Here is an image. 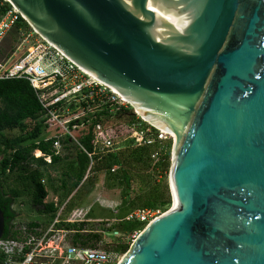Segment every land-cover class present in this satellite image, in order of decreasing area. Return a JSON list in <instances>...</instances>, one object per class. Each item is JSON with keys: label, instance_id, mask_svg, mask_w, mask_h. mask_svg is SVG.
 Here are the masks:
<instances>
[{"label": "water", "instance_id": "water-1", "mask_svg": "<svg viewBox=\"0 0 264 264\" xmlns=\"http://www.w3.org/2000/svg\"><path fill=\"white\" fill-rule=\"evenodd\" d=\"M8 1L173 137L176 208L118 264H264V0Z\"/></svg>", "mask_w": 264, "mask_h": 264}, {"label": "built area", "instance_id": "built-area-1", "mask_svg": "<svg viewBox=\"0 0 264 264\" xmlns=\"http://www.w3.org/2000/svg\"><path fill=\"white\" fill-rule=\"evenodd\" d=\"M20 19L23 18L8 0H0V56L4 40ZM18 35V43L6 58L0 60V80L23 79L30 83L41 106L43 140H54L52 151L56 156L61 157L70 149L85 154L89 159L85 180L91 175L90 168L96 156L118 150L121 137L118 135L119 112L131 106L114 89L93 79L31 28L30 32L19 30ZM135 115L137 121L129 122L124 141L132 142L136 147L157 145L151 155L152 164L156 166L166 153L165 143L171 141L173 145V137L145 122L137 112ZM85 138L90 140L91 151L83 145ZM37 152L35 157H43L41 152V156H37ZM44 160L50 163L51 158ZM154 171L158 175L162 173L156 167ZM13 209L18 215L10 229L16 237L0 240L2 264H118L125 255L105 248L102 241L104 234L117 240L124 239L113 228L117 223L115 220H87L85 210H74L62 220L63 207L52 220L34 210L23 217L22 202L15 204ZM154 219L156 217L149 210L137 209L124 220L147 225ZM61 223H86V226L75 231L58 227ZM95 223L101 228L97 229ZM77 233H95L100 235V240L93 247L73 244L72 238ZM138 235L134 232L131 237L135 240Z\"/></svg>", "mask_w": 264, "mask_h": 264}, {"label": "trees", "instance_id": "trees-1", "mask_svg": "<svg viewBox=\"0 0 264 264\" xmlns=\"http://www.w3.org/2000/svg\"><path fill=\"white\" fill-rule=\"evenodd\" d=\"M30 30L29 26L23 19L12 30ZM11 31V32H12ZM41 106L36 98L30 83L23 79L0 80V177L8 178L9 174L18 171V186L5 189L0 182V210L4 216V235L3 238L16 237L11 232V223L17 217L13 206L21 202L24 196L30 198L31 209H36L38 215H44L52 220L63 207L61 219L66 220L74 211L75 201L82 194L89 195L92 193L96 177H93L100 170H106L109 174L119 176L118 180L123 185V195L129 197L131 193H138L140 190L139 180L147 173L154 172V168L167 171L170 162V149L167 146L166 153L162 156L161 162L153 166L151 155L156 151L157 145H148L136 147L131 142H127L123 149L109 152L104 155L96 156L94 165L90 168V176L84 180V176L89 167V159L81 151H78L74 161H70L66 168H61L60 163L62 157L56 156L52 151V141H44L43 122L40 121ZM120 116H128L132 121H136L133 109H121ZM21 130L24 133L20 138H9L2 136L5 131ZM90 140L85 138L83 145L86 150L91 151ZM39 151L43 157H35L34 152ZM50 157V163L44 158ZM116 167V170H111ZM61 171L59 182L60 189L65 192L63 198L67 200L66 204L58 205L54 203H46L49 193L45 186L43 178L48 183H53L52 173ZM68 181H71L68 187ZM51 187V186H50ZM53 190V188H52ZM74 191V195H71ZM70 197V198H69ZM158 201L164 202L163 209L168 208L170 199L168 188L165 185L159 196ZM60 202V201H59ZM60 204V203H59ZM123 211L115 219L117 223L113 228L117 229L119 234L126 238L131 233H139L146 223L139 221H125V217L137 209L136 202L131 204L122 203ZM128 206V207H127ZM125 209V210H124ZM90 209L86 213L87 220H94L89 217ZM86 223L69 224L61 223L58 227L67 230H82ZM100 240V235L95 233L75 234L72 243H80L83 246L93 247ZM128 249L127 242H120L117 251L120 254L126 253ZM0 264H2L0 260Z\"/></svg>", "mask_w": 264, "mask_h": 264}, {"label": "rangeland", "instance_id": "rangeland-1", "mask_svg": "<svg viewBox=\"0 0 264 264\" xmlns=\"http://www.w3.org/2000/svg\"><path fill=\"white\" fill-rule=\"evenodd\" d=\"M26 32H30V30H27ZM19 38L20 36L18 35V31L16 32L12 31L9 34L7 39H5L2 44V48H1L2 54L0 56V60L2 58H6L9 55V53L14 48V45L18 43ZM25 47H26V44L22 48L24 49ZM133 113L135 115L136 112L133 111ZM136 121H137V118H136ZM129 122H131L130 117L119 116L118 135L121 137H119L120 138L119 144L117 145L118 150L123 149L124 146L127 144V142L124 141V138L129 130L128 128L130 126ZM1 134L2 136L9 137V138H20L24 136V133L21 130L5 131ZM169 145L171 146V149H172L171 141H168L165 143L166 148ZM171 149H170V162H169L167 171L166 172L162 171V173L159 175L156 174L155 171L144 175L139 180L138 187H140V190L138 191V193L136 194L131 193L129 197H126L125 195H123V191H122L123 185H121L118 180L119 176L115 174H109L107 173L106 170H100L95 175H93V177H96V184H95V187L92 193L86 196L85 193L82 192V194L75 201L74 210L84 211L85 209H88V210L90 209L89 217L94 220L115 219V218H118V215L121 213V211H123L122 209L123 201L124 202L128 201V203L130 204L132 202H136L135 208H147L146 210H149L153 214V216L156 218L161 216L162 214H164L165 212H167L168 210L172 208V199H171L170 189H169V174H170V166H171V159H172ZM77 152H78L77 149H70V150L64 151L61 156L63 161L60 163V167L64 169L66 168L67 164L70 161H74ZM33 154H35V152ZM39 154L40 153L37 152V156H41ZM60 174H61V171L51 174L52 177L54 178L53 183H48L47 179L43 178L44 184L45 186H47L48 193H49L47 199L45 200L46 203L64 205L67 202V200L63 198V194H65V192L60 189V182H59ZM18 179H19V172L15 171L9 174L7 179H5L4 177H0V182L3 184L4 188L8 190L10 188H14L18 186V182H19ZM70 184H71V181H68V187L70 186ZM165 185L168 188V195H169L170 203H169L168 208L163 209V206L165 203L158 201L157 198L159 196V193L161 192V190L163 189ZM75 192L76 191H74L71 195H74ZM21 202L23 205V213H22L23 217H26L27 216L26 214L30 213L31 210L36 211V209H30L31 203H30V198L28 196H24L21 199ZM94 225L96 226L97 229L101 228L96 223ZM146 226L142 227V230L139 232V234L145 229ZM132 235L133 233H131L129 238L122 237L124 238L123 240L122 239L117 240L115 237H110L109 235L104 234L102 235V241L105 243V246H104L105 248L114 249L115 251H117V246L120 245V242H127L128 244L127 251H128L132 243L135 241L131 237ZM120 255H123V254H120Z\"/></svg>", "mask_w": 264, "mask_h": 264}, {"label": "bare ground", "instance_id": "bare-ground-1", "mask_svg": "<svg viewBox=\"0 0 264 264\" xmlns=\"http://www.w3.org/2000/svg\"><path fill=\"white\" fill-rule=\"evenodd\" d=\"M86 72V71H85ZM86 73H88V72H86ZM89 74V73H88ZM93 79H95L96 80V78L93 76V75H91V74H89ZM101 83V82H100ZM103 84V83H102ZM149 121H151L153 124H156V125H161V128H162V130L165 128L164 126H162V124H164V120H161V119H159V120H152V119H149ZM40 153V152H39ZM39 155H41V154H39ZM175 208H176V201H175V198H174V204L172 205V208H171V210L172 211H174L175 210Z\"/></svg>", "mask_w": 264, "mask_h": 264}, {"label": "crops", "instance_id": "crops-1", "mask_svg": "<svg viewBox=\"0 0 264 264\" xmlns=\"http://www.w3.org/2000/svg\"><path fill=\"white\" fill-rule=\"evenodd\" d=\"M85 212L87 213L88 212V209H85Z\"/></svg>", "mask_w": 264, "mask_h": 264}]
</instances>
